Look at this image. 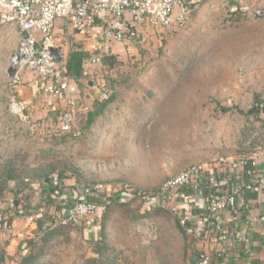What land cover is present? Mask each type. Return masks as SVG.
I'll return each instance as SVG.
<instances>
[{
  "label": "rangeland",
  "instance_id": "obj_1",
  "mask_svg": "<svg viewBox=\"0 0 264 264\" xmlns=\"http://www.w3.org/2000/svg\"><path fill=\"white\" fill-rule=\"evenodd\" d=\"M236 1L194 0L184 26L142 27L119 48L117 56L122 63L119 67L108 71L102 67L97 69L98 77L121 85L125 96L138 90L139 96L150 100L144 110L150 127L143 140L149 155L148 164L153 167L163 160L166 165L159 183H148V188L134 185L137 189H157L167 179L169 171L171 176L192 163L229 153L226 145L234 143L233 148L241 155L264 145H261L264 141V0H242V6L232 12L229 6ZM261 10L262 16L256 15V11ZM59 18L62 17H57L55 24ZM18 45L16 29L0 25V161L19 156L23 165L30 167L58 161L62 167L52 175L60 177L64 167L62 176L70 172L75 184L88 187L86 193L95 191V185L103 182L91 173L93 168L89 164L94 165L96 159L94 170L99 169L97 163L100 162L108 171L109 161L101 162L99 158L103 157L98 152L96 157L88 155L87 167H83L80 151L86 141L82 137L77 141L78 137L71 138L67 134L69 137L63 140L55 120L36 118L30 111L26 114L25 105L22 112L14 109L12 102L17 100V90L9 80V67ZM26 71L36 73L25 68L20 72L21 78ZM79 118L78 125L74 124L76 131L88 123V115L79 114ZM49 127L54 133L47 132ZM50 146L55 147L54 153H42L43 148ZM138 162L134 158L133 165ZM76 169L79 172L75 173ZM137 172L142 174L140 170ZM150 173L149 170L147 176L153 178ZM34 182L45 185L47 180ZM122 185L120 183L117 189H122ZM21 187L19 197L28 194V208H24L23 203L14 208L16 197L8 192L4 198L12 201V205L5 214L12 221L17 215L21 217V223L32 232L28 234L31 236L35 224L29 223L27 217L35 211V205L46 200L43 207L55 216L54 226L59 225L66 204L87 195L75 190V198L61 195L60 199L49 202L45 189L38 202L30 184L24 181ZM115 193L105 218L93 220L97 222L95 226L70 224L58 238L49 241L41 255L43 264H87L90 257L101 256L96 250L100 245H107L105 256L109 255L108 259H114L115 264H192L191 254L198 247L195 237L190 232L184 233L173 213L157 207L146 208L141 197L124 203L122 201L127 200L114 196ZM14 211L15 216H12ZM144 219L158 225L157 234L147 230ZM12 221V232L18 234ZM138 224L142 225L140 229L136 228ZM94 236L100 240H94ZM10 238L11 234L9 238L0 237V264H15L21 256L19 248L15 247L13 252L8 249ZM35 239L38 244L34 252H37L44 243L40 237Z\"/></svg>",
  "mask_w": 264,
  "mask_h": 264
},
{
  "label": "built area",
  "instance_id": "obj_2",
  "mask_svg": "<svg viewBox=\"0 0 264 264\" xmlns=\"http://www.w3.org/2000/svg\"><path fill=\"white\" fill-rule=\"evenodd\" d=\"M193 3L194 0H0V25L15 27L21 33L17 49V70L9 80L12 85H17L22 81L21 70H34L42 80L44 95L57 96L64 105L54 117L56 129L60 133L76 135L74 124L77 116L88 114L90 106L85 103L78 83L64 73L59 63L53 59L51 50L58 47L56 18H65L76 28L101 25L99 50L87 59V64L101 66L104 54L113 53L116 43L126 42L142 27L162 29L184 26L190 18ZM242 4V0H237L229 6L230 11L236 12ZM98 76L96 73V78L91 82L97 87L98 98L107 100L114 93V88L105 78ZM12 105L17 112L23 111L24 105L21 101L14 100ZM47 132L54 133L50 127ZM262 161L264 145L242 154L237 159L219 156L210 161L192 163L169 176L157 189L144 192L141 199L146 208L157 207L170 211L182 226L191 223L189 231L195 240L217 237L221 256L228 257L233 253H240L241 250L249 255L252 253V236L248 231L263 222L264 215L251 213L242 199L250 191L264 189V170L260 168ZM210 167L216 168L220 178L210 180L207 175ZM235 167L240 169L242 177L232 181L228 174L233 173ZM223 176L225 177L221 178ZM52 178L55 182L61 181L57 174L52 175ZM25 182L30 184L40 202L46 184L34 182L30 177H26ZM95 188L97 191L106 189L108 194L98 195L99 202L84 197L67 204L60 219L62 224H82L86 218L104 212L109 207L111 186L98 183ZM135 188L134 185L123 184L121 192L125 194L121 198L127 201L132 199ZM193 194L204 197V206L199 214L201 221L192 226L196 214L184 208L180 204V198L187 200ZM40 203L35 205V211L27 217L31 224H36L38 216L45 210V202ZM11 205L12 201L0 199V237L3 239L9 238L11 234V225H3L7 218L3 211ZM142 221L150 233L157 234L158 225L154 221ZM228 224L235 231L223 236ZM240 225L243 229L238 230ZM141 226L138 224L136 228L140 229ZM195 261V264H213L212 255L206 249L199 251Z\"/></svg>",
  "mask_w": 264,
  "mask_h": 264
},
{
  "label": "crops",
  "instance_id": "obj_3",
  "mask_svg": "<svg viewBox=\"0 0 264 264\" xmlns=\"http://www.w3.org/2000/svg\"><path fill=\"white\" fill-rule=\"evenodd\" d=\"M9 29L15 30L16 28L9 26ZM55 30L58 40V47L62 48L61 53L63 55V60L59 62L60 67H62L65 59L68 57L72 48L76 44L82 45L84 49L89 52V57L93 56L99 50L100 37L102 33V27L100 24L94 25L93 27L76 28L67 19L59 18L55 24ZM16 31L20 41L21 33L17 29ZM121 47L122 43H116L114 45L113 53L117 55V52H119L118 50ZM87 59L85 60L84 64L86 76L79 80L80 82L76 81V83H78L82 91L85 103L90 106V111L92 112L97 109L96 104L100 102V99L98 98L97 87H95L91 81L93 77H95V73L98 72L97 69L100 70L102 65L97 66L87 64ZM21 80V83L14 85L15 87H13L15 90H17L16 99L21 101L23 105H25V108H27L25 113L27 114V112L30 111L31 113L29 114H32L36 118H46L53 122L55 115L64 107L61 99L54 95H44L42 80L36 73L26 71L23 74ZM115 87L116 91L113 97L108 102L105 109L101 111V113L95 118L94 122L89 126H83L77 131V141L81 137L82 140L86 141V145L84 144L80 151V155L83 159V167H87V160H85V158L88 155L96 157L98 152L101 154L99 156L103 157V159L99 158L101 162L105 163L109 161L108 171H105V165H100V162L97 163V165H99V169L94 170L93 166L97 162L96 159L94 160V165L89 164V167L93 168V170L90 171L94 176H96V178H98L101 182L107 183V185L111 186L112 189L109 192L111 197L113 196V192H116L115 195L121 193V189H117L120 183H128L130 185H135L142 188H148L146 185L148 183H159L164 176V166L166 165L163 160L161 163H158L159 165H156L157 167H152V165L148 164L149 155L143 140H145V133L150 127V123L148 122L149 116L144 112V110L149 105L150 100H147V97L145 96H139L140 93L138 90H134L132 93H130V95L125 96L126 93L122 91L121 85L119 86L117 83ZM149 108L151 109V107ZM83 115L85 117L87 114ZM77 118L78 119H76L75 125L76 122L78 125V121L80 120L79 115ZM67 136L69 137V135H65V137ZM234 146V143L231 146L226 145V151L229 153H224L225 155L223 154L220 156H228L230 159L239 158L241 154L239 152L236 153L235 149L233 148ZM217 157L219 156L211 157L207 161ZM134 158L137 159V161H140V163L138 162L136 166L133 165ZM176 159H179V157ZM179 166L180 165H178L177 168H179ZM153 168H156V170ZM260 168L264 170V161H262L260 164ZM137 170H140L142 174L139 175ZM149 170L151 171L149 175L153 178L147 176ZM169 173L171 174V171H169ZM228 173H230V171H228ZM170 174L168 176H170ZM160 175L162 177H160ZM207 175L212 181L220 178L216 172V168L212 167L208 169ZM168 176L166 178H168ZM228 176L232 181L242 177L240 169L237 167H235V171L228 174ZM224 177L225 176L221 178ZM222 183H224L223 179ZM59 185L62 190L60 196L63 195L64 197L65 195H68L70 197H66L70 199L73 197L75 198V190H78L83 196L87 194V197L85 196L86 198L93 194H95L97 197L98 195L106 196L108 194L107 190H95L86 193L88 187L84 185L81 186L79 183L75 184V177L72 176L70 172H66V174L61 177ZM74 185L79 187H75ZM60 196H57L56 199H60ZM203 198L204 197H202L200 194L190 195L187 200H182V198H180V204L184 208L190 209L196 214V216L193 217L192 226L201 221L199 214L201 213L202 207L204 206ZM242 200H244L245 204L249 206L251 213H259L264 215V189H255L250 191ZM71 201L74 202V200ZM12 211L13 209L9 210L10 213ZM101 214L102 212L90 216L86 218L83 223L93 227L95 224H97V222L93 220L98 218ZM13 215L15 216V211L12 216ZM20 219L21 217L17 215L12 221V226L17 228V232H19L18 235L17 233H13L11 229L12 233L8 249L11 248L10 251L12 252L15 251L16 248L18 250L20 237L25 234L28 235L32 233L26 229V225H23ZM35 228L36 224L32 226V231H34ZM234 229L235 228L231 225H226V228L223 231V236ZM239 229H243V226H238V230ZM85 231L87 232L88 229L86 228ZM248 233H250L252 236V240L250 242L252 253L249 255L244 254L241 250L240 253H233L228 257L221 256L219 254V239L217 237L199 238L195 240V243L198 247L206 249L211 253L213 264H264V221L260 222L255 228H252V231H248ZM13 235L14 237H12Z\"/></svg>",
  "mask_w": 264,
  "mask_h": 264
},
{
  "label": "trees",
  "instance_id": "obj_4",
  "mask_svg": "<svg viewBox=\"0 0 264 264\" xmlns=\"http://www.w3.org/2000/svg\"><path fill=\"white\" fill-rule=\"evenodd\" d=\"M89 55H90L89 52L86 51L82 45L76 44L72 48L68 57L65 59L64 64L61 67L62 70L64 71V73L69 75L74 81L80 82L79 80H81L82 78L86 76L84 64H85V60L89 57ZM121 64L122 63L120 59L115 53H106L102 57L101 67L105 69V71L113 70L114 68L119 67ZM107 81L114 88V93H115L116 91L115 86L117 82H115V80H109L108 78H107ZM114 93L107 100H99L100 102L96 104L97 109L92 112L90 111L87 114L88 123L84 127L89 126L91 123L94 122L95 118L101 113V111L105 109L106 105L111 100ZM74 132L76 135H74L73 133H61L64 138L63 140L66 139L65 135L67 134H70L71 138H73L74 136H76L77 138L78 135H77V131L75 130V128H74ZM261 143H262L261 145H263L264 141H262ZM58 145L59 143H55V146H58ZM53 148L55 147L50 146L48 149L43 148L42 153L44 154L49 153L51 155L55 151V149ZM22 160L23 159H20L19 156H13V157L7 158L5 161H0V199H3L8 192H12L13 195H15L16 197L15 201H13L14 208H17L21 203L24 204V208H28V205H29L28 203L29 201H27L28 194H26L25 196L23 195V197H19V193L22 190L21 186L23 182L25 181L26 177H30L31 180L33 181L34 180H41V181L47 180L43 191L45 192V189H47L45 193H47V195L50 197L51 201L49 202H53L57 198V196H60L62 190L60 188L59 182L53 181V178L51 176L52 173L55 170H57V168L62 167L58 165V161L54 163L49 162L48 164L41 163L38 166L30 167L29 165H23ZM64 169L65 168L63 167L62 170ZM62 170L60 172V178L62 177V174L64 172ZM74 171L75 173L79 172L77 169ZM144 192H149V190H139L135 188L134 197L130 199L129 201H122V202L125 203V202L137 200L138 198L141 197V195ZM123 193L124 192H121L120 194L114 195V196L121 198L123 197L122 196ZM88 199L94 202H99L100 200L97 196H95V194L89 195ZM112 200H115V199H112ZM43 202H46V200H43ZM112 203L113 202L111 201L109 207L112 205ZM109 207L104 212H102L101 217L99 216V218H102V219L105 218ZM61 208L63 209L64 207H61ZM45 211H46L45 213H42L37 218V225H36V228L34 229V235L33 236L26 235V236L20 237L19 249H20L21 256L19 257L18 261L15 264H43V261H42L43 256L41 255L42 253H45L46 251V244L49 241H51L53 238L55 237L58 238L62 230L67 228L68 225H64L60 221H59V225L55 224L53 226L52 224L53 220H54V223L56 221L55 216H53V214L50 213L51 211L49 209L48 210L46 209ZM3 212L5 213V211ZM11 221H12L11 219L10 220L7 219V220H4V223H6L5 225H10ZM103 224H104V221H103ZM179 225L181 226L184 233L188 235V232H190L189 228L191 226V223H189L187 226H182L180 223ZM100 226L101 228H103L102 224H100ZM35 237H40L41 241L44 243L40 245L39 247L40 250L37 252H34V248L38 244ZM94 238H95L94 240H100L99 237H97L96 239V237L94 236ZM90 239L92 240V237ZM98 243L99 242H97V244ZM201 249L203 248L198 247L192 252L191 254L192 264H195L196 256L199 253V251H201ZM96 250L100 252L101 256L100 257H90L87 261V264H115L114 259L112 260L110 259L111 260L110 261L108 259L109 255L105 256V252H107L106 250H108L107 245H100ZM103 258H106L105 259L106 261ZM1 259L5 260L4 257H2Z\"/></svg>",
  "mask_w": 264,
  "mask_h": 264
},
{
  "label": "water",
  "instance_id": "obj_5",
  "mask_svg": "<svg viewBox=\"0 0 264 264\" xmlns=\"http://www.w3.org/2000/svg\"><path fill=\"white\" fill-rule=\"evenodd\" d=\"M262 10L261 11H256V15L258 16H262ZM52 52V56L53 59L57 62H60L63 60V55H62V48L61 47H54L51 50ZM18 60H19V55L17 53H15L12 57V62L11 65L9 67V77H13L16 73L17 70V64H18Z\"/></svg>",
  "mask_w": 264,
  "mask_h": 264
}]
</instances>
